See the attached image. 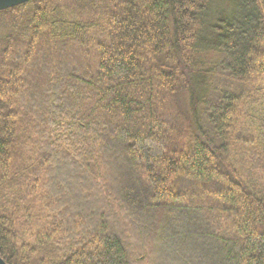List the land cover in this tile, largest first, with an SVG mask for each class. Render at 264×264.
I'll return each instance as SVG.
<instances>
[{
	"label": "trees",
	"instance_id": "trees-1",
	"mask_svg": "<svg viewBox=\"0 0 264 264\" xmlns=\"http://www.w3.org/2000/svg\"><path fill=\"white\" fill-rule=\"evenodd\" d=\"M228 1L0 10L6 264H264V0Z\"/></svg>",
	"mask_w": 264,
	"mask_h": 264
},
{
	"label": "rangeland",
	"instance_id": "rangeland-1",
	"mask_svg": "<svg viewBox=\"0 0 264 264\" xmlns=\"http://www.w3.org/2000/svg\"><path fill=\"white\" fill-rule=\"evenodd\" d=\"M216 10L230 11V2L228 0H213L211 4V12H216ZM128 177L126 178V180Z\"/></svg>",
	"mask_w": 264,
	"mask_h": 264
},
{
	"label": "water",
	"instance_id": "water-1",
	"mask_svg": "<svg viewBox=\"0 0 264 264\" xmlns=\"http://www.w3.org/2000/svg\"><path fill=\"white\" fill-rule=\"evenodd\" d=\"M29 0H0V10L23 4ZM0 264H6L0 257Z\"/></svg>",
	"mask_w": 264,
	"mask_h": 264
}]
</instances>
